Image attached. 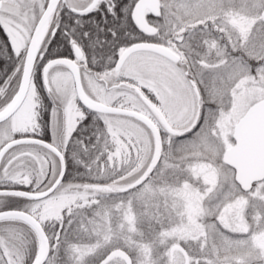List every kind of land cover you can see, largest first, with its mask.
<instances>
[{
  "label": "snow or ice",
  "instance_id": "1",
  "mask_svg": "<svg viewBox=\"0 0 264 264\" xmlns=\"http://www.w3.org/2000/svg\"><path fill=\"white\" fill-rule=\"evenodd\" d=\"M0 264H264V0H0Z\"/></svg>",
  "mask_w": 264,
  "mask_h": 264
},
{
  "label": "trees",
  "instance_id": "2",
  "mask_svg": "<svg viewBox=\"0 0 264 264\" xmlns=\"http://www.w3.org/2000/svg\"><path fill=\"white\" fill-rule=\"evenodd\" d=\"M3 42V36H2V34H0V43H2Z\"/></svg>",
  "mask_w": 264,
  "mask_h": 264
}]
</instances>
